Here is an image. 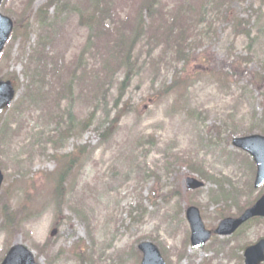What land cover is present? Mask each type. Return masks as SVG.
<instances>
[{
    "label": "rangeland",
    "instance_id": "374dc122",
    "mask_svg": "<svg viewBox=\"0 0 264 264\" xmlns=\"http://www.w3.org/2000/svg\"><path fill=\"white\" fill-rule=\"evenodd\" d=\"M141 1L110 0V12L100 17L104 27L98 13L95 23L82 22L94 12L90 0H65L46 18L36 16L45 0L2 3L1 12L13 18L15 30L0 57V79L13 81L17 97L0 113V168L5 175L0 226L3 203L9 211H21V224L9 234L0 228V260L9 244L23 242L39 252L42 264H140L136 244L149 239L160 247L167 264H201L213 253L193 248L187 240V202L199 207L210 228L219 216L235 212L229 209L234 202L241 208L264 190L253 187L255 169L231 143L234 136L264 129V0L231 1L249 36L225 21L224 2L213 5L221 0H158L156 9L164 10V18L156 13L153 19L158 38L144 34L135 52V75L119 106L124 117L109 138L100 135L99 123L114 109L117 96V79L110 82L105 75L115 69L109 52L118 17L133 23ZM200 4L204 21L196 15ZM174 11L187 28L188 61L175 59L172 43L163 40L165 20L171 21ZM151 24L148 18L147 29ZM38 44L49 54L45 67L30 57ZM226 60L235 61L239 75L223 78L221 62ZM37 67L39 82L27 87ZM101 84L112 90L103 93ZM69 107L74 134L52 144L55 119L67 115L62 110ZM92 111L96 121L83 130L82 122ZM84 145L86 150L76 152ZM74 153L78 160L64 188L62 210L57 211L52 195L58 160ZM170 155L202 165L217 181L227 177L228 191L233 192L228 201L214 203L218 182L185 165L166 172L165 157ZM192 174L205 178L206 186L176 197ZM180 208L183 213L176 216ZM54 227L58 231L50 237ZM261 236L264 222L252 221L240 244ZM44 243L49 250L40 252ZM213 264L230 263L220 258Z\"/></svg>",
    "mask_w": 264,
    "mask_h": 264
},
{
    "label": "trees",
    "instance_id": "16d2710c",
    "mask_svg": "<svg viewBox=\"0 0 264 264\" xmlns=\"http://www.w3.org/2000/svg\"><path fill=\"white\" fill-rule=\"evenodd\" d=\"M32 0H30L31 2ZM109 1L110 0H90L91 2V9L93 8V13L89 14V16L86 19H83L82 22H90L91 24L95 23L94 18L95 14L98 13L99 18L103 17L105 12L109 11ZM158 0H142L141 4L139 6V9L137 11V14L135 16V19L132 23L131 19H121L118 17V25L116 26L114 37L112 39V43L110 45V52H109V62H113L115 65L114 71L109 74L105 75V78L107 81L112 82L113 80L117 79L118 86H117V96L115 97V101L113 104L112 110H108L104 113V120L101 121L99 124L102 126V129L99 131L100 135L104 138L110 137L116 130L117 126L119 125L120 121L124 117V113L122 112V109L119 108L121 101L124 97L125 91L130 85V83L133 80V77L135 75V65L137 62V57L135 52L137 51L138 46L142 42V38L144 34L147 32H150V36L148 37L150 40L158 38V35L155 33V24L153 22V19L155 17V14L157 13L161 18H164V10L163 9H156V3ZM232 0H221L220 2L214 1L213 5L215 7L222 6L221 2H224V19L225 21L232 25L235 30L239 31H245L247 33V29L245 26V20L241 18L240 16L236 15L232 9L231 6ZM65 0H47V2L44 4V6H41L39 11L37 12L36 16L41 17L42 14L45 15V18L49 12V8L52 6H58L63 5ZM201 7V12H196L197 16H201L202 21L206 18V12L204 11V6L202 4L199 5ZM172 20L167 21L166 28L162 32L163 40L166 43V45L169 44V42L172 43V47L174 48L175 53V59L177 60H185L188 61L189 59V49L190 46L188 44V39L186 36L187 28L184 23V19H179V12L174 11L171 13ZM152 19V24L148 26L147 29V19ZM100 26H105L104 21L100 18L99 20ZM177 27L178 30H175L174 28ZM129 29L126 31L125 29ZM248 34V33H247ZM29 30L26 28L25 31V41H27L26 38L29 36ZM249 36V34L247 35ZM42 44L45 46V40L42 41ZM44 46L38 44L35 48L33 47L32 53L34 54L30 55L32 59L36 58L37 64L39 67H45L47 62L46 60L49 57L48 52L45 50ZM30 49V46H29ZM38 54V56H37ZM81 58L83 60V54L81 55ZM81 58L78 59V63L81 62ZM244 58H241L243 60ZM108 62V63H109ZM235 61H222L221 62V72L222 76L229 77V76H235L239 75L238 69L234 66ZM106 64H104L105 66ZM223 65V67H222ZM35 69V72L30 76V82L27 85L33 86L36 82H39L37 79L39 77L38 74V68ZM104 84H101V90L103 93L108 92L109 90H112L111 86L103 87ZM42 87L40 84L38 88ZM70 89V87H69ZM62 92L64 90L62 89ZM262 105H264V98L261 101ZM67 110V115L63 111ZM63 117L55 119L54 122V129L50 133V141L52 144H61L64 138H68L69 136L74 134L75 129V121H74V115L71 112L70 107L68 109L62 110ZM98 120V118H97ZM96 121V114L92 111L88 115V119H86L84 122H82L83 130H86L89 126L93 125V123ZM153 141V138H149L148 142ZM141 142L140 140L137 141V144L139 145ZM80 147H86L79 146L77 149H80ZM167 166L170 167L172 165V161H174V165H185L187 166L192 172H197L200 175L206 177V176H214L210 175L209 173L205 172L202 165L197 164L195 162H192V160H186L181 157H167ZM65 167V165H64ZM62 168V171L64 169ZM152 175H154L152 173ZM58 182L56 181V191L54 192V203L56 202V206L61 210V205L63 203V197L64 194L61 192V185L63 184V181L61 177H58ZM180 193V192H179ZM139 209V207H138ZM21 211H9L5 213L4 219L1 223V229L5 230L8 234L16 231L18 226L21 224L19 222V214Z\"/></svg>",
    "mask_w": 264,
    "mask_h": 264
},
{
    "label": "water",
    "instance_id": "95a60500",
    "mask_svg": "<svg viewBox=\"0 0 264 264\" xmlns=\"http://www.w3.org/2000/svg\"><path fill=\"white\" fill-rule=\"evenodd\" d=\"M13 27V20L0 13V53L9 39ZM14 97L15 89L12 82L9 80L0 81V110L9 106ZM233 144L248 151L254 157L258 166L256 186H260L264 182V137L258 135L238 137L233 139ZM2 180L3 175L0 171V185ZM202 185L203 183L194 177L187 178V186L189 189H195ZM254 216H264V196L260 198L254 206L247 209L240 218H228L221 221L216 233L231 234L238 228V226ZM187 217L191 223L193 232L192 243L194 245L203 244L209 238L210 232L205 230L199 209L196 207H189L187 210ZM55 233L56 231L54 230L52 234ZM139 247L144 252L142 264H165L157 246L152 242H144L140 244ZM246 255L247 264H259V262L264 259V241L248 248ZM2 264L38 263L35 261L33 252L25 245L18 243L9 250Z\"/></svg>",
    "mask_w": 264,
    "mask_h": 264
},
{
    "label": "flooded vegetation",
    "instance_id": "af4514ba",
    "mask_svg": "<svg viewBox=\"0 0 264 264\" xmlns=\"http://www.w3.org/2000/svg\"><path fill=\"white\" fill-rule=\"evenodd\" d=\"M237 205L238 203L234 202L233 206H230V210L235 209V212L228 216L235 217L242 213H239L241 209L238 208ZM217 225H215L214 228L211 229L214 230ZM243 230L244 229L240 228L234 234L227 236L213 235L207 242V244L202 247L205 251H209V253L212 252L213 257L204 258L202 264H213L215 260H218L220 258L224 259L226 263L230 264H246L244 253L245 249H242V244H240V241L242 240ZM260 264H264V260Z\"/></svg>",
    "mask_w": 264,
    "mask_h": 264
}]
</instances>
